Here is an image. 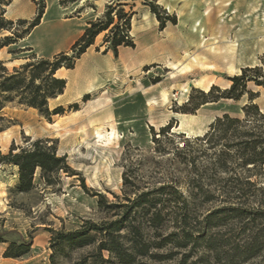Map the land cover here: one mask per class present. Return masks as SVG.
<instances>
[{
    "label": "rangeland",
    "instance_id": "obj_1",
    "mask_svg": "<svg viewBox=\"0 0 264 264\" xmlns=\"http://www.w3.org/2000/svg\"><path fill=\"white\" fill-rule=\"evenodd\" d=\"M31 1L17 0L18 8L28 13L33 8ZM121 1L127 3L125 10L134 12L130 33L135 46L119 47L115 56L111 50L104 51L102 32L73 69L61 68L58 75L66 78L68 87L49 102L51 109L63 106L61 115H52L48 121L36 109L16 103L0 110L2 153L37 138H53L57 153L66 156L74 173L60 172L58 181L50 186L37 174L30 191L15 192L17 168L0 165V233L8 241L23 238L32 243L29 254L9 260L2 259L6 243H0V264H50L48 228L67 231L85 220L113 219L115 210L105 204L99 207L96 193L126 203L124 193L132 198V190L173 183L189 197L188 180L192 178L197 184L186 216L188 238H183L174 219L180 209L170 200L168 189L161 197L164 214L157 228L146 227V216L139 208L132 211L143 222V239L154 243L134 264H264V214L224 210L206 218L209 212L229 206L263 210L264 192L252 188L243 196L227 192L224 179L235 175L244 179L238 162L228 163V173L221 172L208 164L209 151L205 150L198 152L196 167L189 168L175 152L183 138L171 139L158 126L172 119L170 132L194 138L208 129L215 116L243 117L246 96L202 105L182 126L181 116L173 109L187 100L192 88L207 90L211 84L224 88L229 85L227 77L238 74L242 67L264 65V0H159L177 17L175 25L167 23L162 30L142 0ZM106 2L45 0L40 26L30 40L24 37L3 48L0 59L11 68L24 60H9L27 52L12 55L8 48L31 46L39 56L67 50L86 23L99 16V10L103 12ZM22 28L15 26L19 31ZM231 47V58L221 59ZM248 88L257 91L254 102L264 112V88L252 83ZM78 91L83 92L72 101ZM85 95L88 98L83 100ZM72 103L77 107L69 108ZM124 178L130 181L125 186ZM252 178L264 185V166ZM93 247L55 253V263L75 264Z\"/></svg>",
    "mask_w": 264,
    "mask_h": 264
},
{
    "label": "trees",
    "instance_id": "obj_2",
    "mask_svg": "<svg viewBox=\"0 0 264 264\" xmlns=\"http://www.w3.org/2000/svg\"><path fill=\"white\" fill-rule=\"evenodd\" d=\"M66 1L77 2L79 0ZM158 1L142 0L158 22V29H164L167 23L175 25L177 23L176 14L169 13ZM10 2L11 0H0V50L26 37L40 23L44 13L45 0H32L35 13L31 19L11 20L5 17V6ZM126 6L127 3L121 0H107L103 12L86 23L69 48L51 56H39L31 46L8 48V53L12 55L18 52L27 53L12 57L9 61L19 58L24 61L11 68L6 66V61L0 59V110L8 103H16L36 109L48 121L51 120L52 115H61L64 112L62 105H57L52 109L49 107L50 100L63 94L66 87V78L57 74L59 69H73L76 61L94 44L95 38L102 32L104 33L102 39V45H105L104 51L111 50L115 56L119 47L132 48L135 46L130 33L131 18L134 12L131 9L125 10ZM17 25H23V28L19 31L15 29ZM5 31L8 34H2ZM227 79L229 85L224 88L215 84H211L207 90L192 88L187 100L173 111L192 114L207 103L224 99L238 101L246 96L247 102L241 108L242 118L231 116L228 113L215 116L209 123L208 129L194 138L184 137L183 132H170L172 119L160 127V132L168 134L171 139L183 138L181 145L176 144L175 152L177 156H181V162L189 168L196 167L198 152L205 150L209 151L207 153L210 160L208 164L221 172L228 173V163L238 162L237 165L245 173L244 179L236 175L224 179L227 192L238 196L248 194L251 188L264 192V185H258V181L252 178H256L264 166V112L254 102L258 95L257 91L254 92L248 88L249 83L264 88V65L242 67L238 74L228 76ZM87 98L85 95L83 100ZM76 107L77 103L69 105V108ZM153 140L157 142L158 138H153ZM56 141L53 138H37L26 146L10 147L7 153L0 151V165L10 164L17 168V180L13 191H30L34 187V178L37 174L47 186L58 181L60 172L74 174L66 161V156L57 153ZM219 142L221 146L218 148L216 145ZM157 151L161 152V150ZM129 182L127 178L123 179L124 186ZM194 184H197L194 178L188 180L189 197L184 196L173 183H163L151 190H132V198L124 193L126 203H116L108 200L102 193H96L99 197L98 206L102 207L105 204L107 209H114L113 216L115 217L101 222L85 220L77 228L67 231L48 228L51 233L49 241L52 249L49 257L50 264H56L55 253L88 245L94 246L93 251L83 255L75 264H134L137 257L146 255L149 247L154 243L143 239V222L137 221L132 216V211L139 208L142 216H146V227L157 228L164 214L161 197L167 189V194L171 196L170 200L174 201L180 209L178 216L175 215L174 219L183 238H188L190 232L185 231L184 228L190 208V199L194 194L192 190ZM114 197L118 198L115 194ZM224 210L264 214V209L252 211L229 206L209 212L206 218ZM172 235H177V232ZM0 243H6L2 253L4 258H19L31 251L30 239L20 238L18 242L8 241L0 233ZM103 252L108 253V256L104 257Z\"/></svg>",
    "mask_w": 264,
    "mask_h": 264
},
{
    "label": "crops",
    "instance_id": "obj_3",
    "mask_svg": "<svg viewBox=\"0 0 264 264\" xmlns=\"http://www.w3.org/2000/svg\"><path fill=\"white\" fill-rule=\"evenodd\" d=\"M31 1V0H30ZM104 2H106V0H102V4L104 3ZM31 3H32V6H33V8L28 12V13H26V12H24L23 11V9H20V8H18L19 6L17 5V0H11V2L7 5V6H5V17L6 18H8V19H11V20H16V19H18V18H24V19H28V18H30L31 16H33V14H34V12H35V5H34V3L31 1ZM100 4V3H99ZM149 10V9H148ZM99 14L100 13H102V10H99V12H98ZM150 15H153L150 11L148 12ZM42 23V22H41ZM39 26H40V23L38 24ZM36 28H38V26L36 27H34L33 28V30L34 29H36ZM33 30L24 38V39H27V40H30V37L32 36V32H33ZM31 34V35H30ZM32 46H34L33 44H32ZM90 48V47H89ZM88 48V49H89ZM87 49V50H88ZM2 50V49H1ZM0 50V51H1ZM86 50V51H87ZM86 51H85V53H86ZM58 52V51H57ZM84 54V53H83ZM53 55V54H52ZM61 69H59L58 70V72L60 71ZM58 72H57V74H58ZM66 87H68V82L66 83ZM66 87H65V90H66ZM65 90H64V92H65ZM64 92H63V94H64ZM81 92H83V91H78L77 93H76V96L75 97H73L71 100L73 101V100H75L76 98H77V96L81 93ZM63 94H61V95H63ZM61 95H59V96H61ZM51 101V100H50ZM3 245H5V243H2ZM3 249V248H2ZM3 260H9L10 258H2Z\"/></svg>",
    "mask_w": 264,
    "mask_h": 264
},
{
    "label": "bare ground",
    "instance_id": "obj_4",
    "mask_svg": "<svg viewBox=\"0 0 264 264\" xmlns=\"http://www.w3.org/2000/svg\"><path fill=\"white\" fill-rule=\"evenodd\" d=\"M225 5H228V3H226ZM6 33V31H5ZM227 54H224V56L221 57V59H230L231 58V55L233 54V48H229L226 52ZM21 61V60H20ZM229 63V62H228ZM262 111V109H260ZM241 111V110H240ZM178 115L181 116V123H180V126H182L183 124H187L188 123V120L186 117H188L189 114H184V113H176ZM202 115V114H201ZM216 115V114H215ZM207 116V115H206ZM190 117V116H189ZM192 117V116H191ZM210 119V118H209ZM212 119V118H211ZM210 119V120H211ZM209 122V120H208ZM167 122L166 121H163L162 123H160L158 126L161 127V126H164ZM177 128L179 127V124H177L176 126Z\"/></svg>",
    "mask_w": 264,
    "mask_h": 264
}]
</instances>
